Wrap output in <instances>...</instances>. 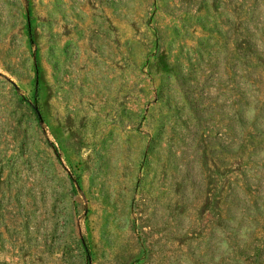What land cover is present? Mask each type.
<instances>
[{"label": "rangeland", "instance_id": "obj_1", "mask_svg": "<svg viewBox=\"0 0 264 264\" xmlns=\"http://www.w3.org/2000/svg\"><path fill=\"white\" fill-rule=\"evenodd\" d=\"M0 264H264V0H0Z\"/></svg>", "mask_w": 264, "mask_h": 264}, {"label": "water", "instance_id": "obj_2", "mask_svg": "<svg viewBox=\"0 0 264 264\" xmlns=\"http://www.w3.org/2000/svg\"><path fill=\"white\" fill-rule=\"evenodd\" d=\"M37 114H39L38 111H37Z\"/></svg>", "mask_w": 264, "mask_h": 264}, {"label": "trees", "instance_id": "obj_3", "mask_svg": "<svg viewBox=\"0 0 264 264\" xmlns=\"http://www.w3.org/2000/svg\"><path fill=\"white\" fill-rule=\"evenodd\" d=\"M55 151V150H54ZM55 153H56V151H55Z\"/></svg>", "mask_w": 264, "mask_h": 264}]
</instances>
